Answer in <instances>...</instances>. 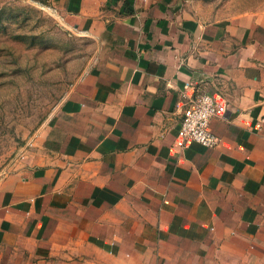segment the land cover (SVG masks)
<instances>
[{
    "label": "crops",
    "instance_id": "1",
    "mask_svg": "<svg viewBox=\"0 0 264 264\" xmlns=\"http://www.w3.org/2000/svg\"><path fill=\"white\" fill-rule=\"evenodd\" d=\"M49 1L95 50L0 177V264H264V11ZM203 92L215 148L180 137Z\"/></svg>",
    "mask_w": 264,
    "mask_h": 264
},
{
    "label": "rangeland",
    "instance_id": "2",
    "mask_svg": "<svg viewBox=\"0 0 264 264\" xmlns=\"http://www.w3.org/2000/svg\"><path fill=\"white\" fill-rule=\"evenodd\" d=\"M199 1L209 19L264 11V0ZM95 45L49 0H0V177L88 66Z\"/></svg>",
    "mask_w": 264,
    "mask_h": 264
},
{
    "label": "built area",
    "instance_id": "3",
    "mask_svg": "<svg viewBox=\"0 0 264 264\" xmlns=\"http://www.w3.org/2000/svg\"><path fill=\"white\" fill-rule=\"evenodd\" d=\"M218 114V105L208 93H199L191 100L184 114L180 137L183 142H194L204 148H215L217 137L210 131L211 121Z\"/></svg>",
    "mask_w": 264,
    "mask_h": 264
}]
</instances>
